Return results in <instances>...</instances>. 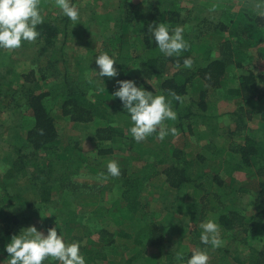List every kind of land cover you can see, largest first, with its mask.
Listing matches in <instances>:
<instances>
[{
	"label": "trees",
	"instance_id": "16d2710c",
	"mask_svg": "<svg viewBox=\"0 0 264 264\" xmlns=\"http://www.w3.org/2000/svg\"><path fill=\"white\" fill-rule=\"evenodd\" d=\"M94 1L85 5L71 0L79 10L88 8L86 21L92 25L97 21ZM119 2L113 8L105 4L108 12L100 15L103 21L113 20L112 34L89 26L86 32L84 23L73 27L58 10L59 17L38 25L36 41L22 43L37 48L30 61H20V66L32 65L30 69L0 70V120L5 111L10 116L12 108L16 114L22 103L30 117L14 129L23 141H15L11 149L0 144L3 238L9 242L22 228L35 225L46 231L57 223L68 243L82 242L87 264H177V252L184 253L186 264L198 247L207 248L209 264H264V8H256L260 0H194L187 6L177 5V0ZM159 22L185 28L189 48L181 57L164 56L150 39L148 26ZM93 34L98 37H93L92 52L78 54L81 63L74 64L71 50L83 51ZM22 46L13 53L0 49V66L12 63L13 56L19 59ZM103 51L115 54L119 74L98 86L95 59ZM186 57L193 60L191 68L183 67ZM124 79L153 95L174 92L184 98L183 103L173 101L177 120L165 122L177 128L176 136L161 141L153 133L139 143L132 139L127 110L111 95L116 81ZM222 99L232 103L228 112H218ZM2 120L0 127L5 128ZM68 121L90 131L73 136ZM84 140L92 141V152L83 151ZM110 160L120 164L119 177L107 175ZM239 171L245 172V181L238 179ZM246 172L255 178L249 181ZM102 173L111 186L100 182ZM114 187L116 192L111 191ZM147 189L155 196L144 195ZM69 196L80 209L64 211ZM52 204L54 218L44 219L43 211ZM41 218L44 221L36 223ZM209 219L220 225V248L200 243V224ZM247 244L249 254L241 256Z\"/></svg>",
	"mask_w": 264,
	"mask_h": 264
},
{
	"label": "clouds",
	"instance_id": "9594fccd",
	"mask_svg": "<svg viewBox=\"0 0 264 264\" xmlns=\"http://www.w3.org/2000/svg\"><path fill=\"white\" fill-rule=\"evenodd\" d=\"M55 6L63 16H66L73 25L80 21V10L71 0H55ZM257 9L264 8V0L256 4ZM214 10V9H213ZM44 23L41 0H0V49L15 50L22 46L23 42H34L40 36L38 25ZM148 32L150 39L155 41L159 52L166 57H181L188 50L189 44L185 39V28L176 26L171 28L164 22L150 24ZM98 71L94 74L99 81L101 78H114L118 76L115 54L103 51L95 59ZM191 57L183 59V67L191 68ZM176 67H180L179 60ZM104 83V82H103ZM116 90L111 94L118 98L124 110L130 117L131 127L128 129L132 139L137 143L144 141L153 133L161 141L169 135L176 136L178 130L174 126L167 125L166 121L175 122L177 112L173 108V101L183 103V97L176 93L153 95L143 86H137L132 79L116 81ZM107 175L119 177L121 175L120 164L116 160H110L107 165ZM103 178H107L103 173ZM54 212H49L48 217ZM202 229L200 243L211 246L212 249L223 246L224 241L220 233V225L213 219L200 224ZM57 229H59V234ZM82 242L68 243L65 235L57 225L46 230H38L35 225L22 228L18 234H13L3 251L8 254L7 264H44L46 260L59 262V264H87L85 255L81 251ZM175 259L177 264H185L184 253L177 252ZM209 252L207 248H196L191 251L186 264H209ZM3 264V261H0Z\"/></svg>",
	"mask_w": 264,
	"mask_h": 264
},
{
	"label": "rangeland",
	"instance_id": "374dc122",
	"mask_svg": "<svg viewBox=\"0 0 264 264\" xmlns=\"http://www.w3.org/2000/svg\"><path fill=\"white\" fill-rule=\"evenodd\" d=\"M47 1H50V0H41V6H42V15L44 16V21H46L47 19H49V18H52L53 16H55V17H59V15H57L56 14V12L59 10L55 5H54V3H55V0H52L54 3L53 4H50L49 2H47ZM86 1L87 0H82V2H83V4H85L86 5ZM129 2L131 1V2H133V3H135L136 5L139 3V2H142L143 0H128ZM193 1L194 0H177V2H178V4L177 5H184V6H187V5H192L193 4ZM202 1H204V0H202ZM235 1H237V0H235ZM118 2H119V0H96V1H94V6H93V8H94V10L96 11L95 13H96V15H97V21H96V23H93L94 25H92L89 21H86L87 20V16L88 15H90V11L88 10V8L86 7V9L85 8H82V9H80V13H81V17H80V21L75 25V26H73V27H82V24L84 23V25H86L85 26V28H84V30L86 29V28H89V27H91L93 30H99V29H103V31L105 30L106 32H109L108 34H110L111 32H113V29H114V24H113V20L112 19H110V20H107V21H103L104 19L103 18H101L100 17V15H105L104 13H107L108 12V10L105 8L106 7V5L105 4H109L108 5V7H112L113 8V6H116L117 4H118ZM78 3H79V1H78ZM104 3V4H103ZM119 4H120V2H119ZM75 5H76V3H75ZM78 7V6H77ZM118 12L117 11H114V14L113 15H116ZM56 14V15H55ZM118 15V14H117ZM116 15V16H117ZM113 17V16H112ZM52 20V19H51ZM101 21H103V23L102 24H100V22ZM73 24V23H72ZM89 26V27H88ZM72 27V28H73ZM81 30V29H80ZM83 30V31H84ZM81 32V35H82V33H84V32ZM86 32L87 31H89V29L88 30H85ZM80 34V33H79ZM112 34V33H111ZM97 34H93V35H90V36H88V39H87V44H88V47H87V44L85 45V46H83L85 43H82L83 45H81V46H83L81 49L83 50V51H78V47H74L72 50H71V52L70 53H72L73 54V56H74V64H77V63H81V57H79V55L78 54H80V56H82V55H84V54H89V53H91L92 52V50H91V48H92V44L91 43H93L92 41H93V37H95ZM96 37H98V36H96ZM72 41H73V44L75 45L76 43L74 42V39H72ZM30 43H32V42H28L27 44H30ZM71 44V43H70ZM99 45V46H98ZM98 45H97V48H96V50L97 49H99L100 48V43H98ZM89 49H90V51H89ZM22 50L24 51L23 52V54H20V55H18L17 57L19 58V59H14V56H13V58L11 57V59L10 60H12V63H9V64H7L6 62H4V63H2L1 64V66H0V70H4V68L7 70V69H9V68H14V70H16V71H21V69L22 68H25V67H27V69H30V67L32 66H29V65H23V63H21L22 65L20 66V61L21 60H25V58L27 57V58H29L28 59V61H30L31 60V57H33L34 55H37V48H36V46H30V45H26V46H22ZM95 50V49H94ZM7 51V53L9 52V53H13V50H6ZM93 57V55L91 54V55H89L87 58H92ZM86 58V59H87ZM1 60H3V59H1ZM0 60V61H1ZM260 63H262V62H260ZM264 63V62H263ZM7 64V65H6ZM89 69L90 68H87V71L89 72ZM134 77V76H133ZM103 81H99L97 78H96V81H97V84H98V86H100V85H103V82L104 83H106L107 81H106V77H103V78H101ZM108 79H110V78H108ZM137 84V83H136ZM138 86V85H137ZM11 88V87H10ZM231 102H229L228 100H226V99H222V100H220V102H218V104H217V108H218V112L219 113H225V112H228L230 109H231ZM11 108H12V106H11ZM13 109V108H12ZM11 109V114H10V116L9 115H7L8 114V112H6L5 111V113H3L2 114V116H1V120L3 119L4 120V122H5V124H6V126H8V127H11L10 129H7L6 128V126H5V128H4V126L3 127H0V144H1V146H3V148L4 149H8V148H10L11 149V147H13L15 144H17V142L16 143H14L15 141H23L22 139H21V137H17V136H15V133H14V129H15V127H16V125L17 124H19V123H21V122H23L24 121V119L25 120H28L30 117H29V110H27L26 109V105H24L23 103L21 104V106L19 107V109L17 110V109H15V111H16V114H14V111ZM12 114H14V115H12ZM224 118V117H223ZM223 118H221V120H223ZM224 119H226V117L224 118ZM1 120H0V122H1ZM3 120H2V122H3ZM257 123H255V125H259V118L257 117L256 118V120H255ZM69 123H68V128L70 129V130H72V131H70V132H72L71 134L74 136V135H76V136H78V135H80V134H84L85 132H88V131H90V128H88V127H81V126H78L76 123H74V122H70V121H68ZM225 122V121H224ZM65 124V123H64ZM64 124H63V126H64ZM6 133H5V132ZM225 131V130H224ZM71 134H69V135H71ZM219 142H222V141H219ZM82 145V148H83V151H85V152H92V148H93V143H92V141H88V140H84V141H82V143H81ZM220 144V143H219ZM93 156V155H92ZM44 157V156H43ZM1 162V161H0ZM1 166V165H0ZM29 171H30V169H28ZM25 173H32V170H31V172H25ZM57 173H59V172H54V174H55V176H57L58 174ZM240 175H239V177H238V179L239 180H241V181H245L244 179H245V172H241V171H239L238 172ZM247 173V172H246ZM248 174V173H247ZM248 177H249V181H251V180H253L254 178H255V175L254 174H251V175H249L248 174ZM100 182L102 183H104V185H106V186H111V182L107 179V178H101L100 179ZM247 183H249L248 181H246ZM19 184V186H20V183H18ZM18 188V186H13V187H10L11 188V190L12 191H14L15 189H13V188ZM111 191H115L116 192V188L114 187V189H111ZM2 195H3V191H2V185H0V199H1V197H2ZM144 195H148L149 196V198L151 197V195H154L153 193H150V190L149 189H147L145 192H144ZM155 196V195H154ZM54 198H58V195H57V197H56V195H54ZM69 202H68V204H67V207L65 206L64 207V211L66 212V210L70 207V208H74V209H80L81 208V206L79 205V203L78 202H76V201H74V200H72V198L69 196ZM245 202V201H244ZM54 206H56L55 204H54ZM54 206H53V204L50 206V207H48L49 209L46 211V210H44L43 212V216H46V215H48V213L49 212H52L53 210H52V208H54ZM253 206H255L256 207V205H253ZM101 217V216H100ZM44 219H47V217H43ZM43 218H41V219H39V221H35L36 223H40V222H42V221H44L43 220ZM50 218H54V215L52 214V215H50ZM103 220V219H102ZM51 221H52V223L54 222L53 221V219H51ZM1 225V224H0ZM30 226H32V225H30ZM108 227H110V229H113L114 228V226H112V225H110V226H108ZM45 233H46V231H45ZM0 238L3 240V242H1V244H0V251L2 252V254L0 255L1 256V261H3V260H5L6 258H8V254L5 252V251H3V249H4V247H5V245L8 243V242H6V240L3 238V235L2 234H4L3 233V231H1L0 232ZM255 243H259V241H256V240H254V244ZM237 248V246H235V247H233V250H235ZM238 249V248H237ZM249 250H250V245L249 244H247V245H244V248H243V246L241 247V250H240V254H241V256H246L247 254H249ZM235 253V252H234ZM247 257V256H246ZM7 260V259H6Z\"/></svg>",
	"mask_w": 264,
	"mask_h": 264
}]
</instances>
